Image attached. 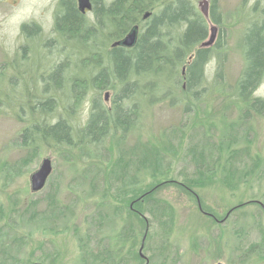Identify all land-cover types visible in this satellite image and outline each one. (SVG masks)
<instances>
[{
	"label": "rangeland",
	"instance_id": "rangeland-1",
	"mask_svg": "<svg viewBox=\"0 0 264 264\" xmlns=\"http://www.w3.org/2000/svg\"><path fill=\"white\" fill-rule=\"evenodd\" d=\"M60 1L0 0V264H264V114L242 118L245 105L233 92L250 9L264 0H214L219 22L210 47L224 57L222 77L214 85L207 68L208 89L189 111L178 90L181 101L172 105L169 96L144 102L135 129L93 146L59 144L66 132L43 125L62 119L75 142L91 102L110 107L118 87L96 73L112 28L100 37L93 14L83 18L95 36L82 50L41 15L23 24L27 31L21 26L12 54L3 44L13 5L26 15L54 3L56 22ZM192 1L199 12L201 0ZM58 66L59 86L46 85ZM73 78L82 83L70 99ZM254 96L264 99V76ZM47 99L53 106L43 111L38 104ZM44 158L52 171L33 193L29 178Z\"/></svg>",
	"mask_w": 264,
	"mask_h": 264
},
{
	"label": "trees",
	"instance_id": "trees-1",
	"mask_svg": "<svg viewBox=\"0 0 264 264\" xmlns=\"http://www.w3.org/2000/svg\"><path fill=\"white\" fill-rule=\"evenodd\" d=\"M212 3L209 18L212 23L218 24L214 0ZM59 8L60 14L54 27L58 37L82 50L92 49L95 32L89 31L81 17L76 14L73 1L61 0ZM250 11L254 15L252 14V21L244 28L241 41L243 68L233 86L235 98L245 105L242 118L264 114V99L254 96L264 76V4L258 8L255 3ZM145 12H149L151 16L141 27L134 48L108 51L105 68L96 75L105 85L109 86L111 82L118 87L110 107L103 109L93 100L84 126L76 132L78 136L75 137V142L69 135L71 129L62 119L47 127L43 125L49 131L66 132L62 133L64 136L53 135L52 139L56 137V142L93 146L100 144L111 134L133 130L139 125L142 103L146 102L147 105L155 99L169 96L172 105L181 101L174 94L177 90L186 97L183 111H189L192 104L198 103L208 89L209 83L205 76L207 68L209 71L211 68L214 70V85L221 80L224 57L214 49L217 45L214 48H199L206 39L207 26L192 0H114L108 5L100 0H93L92 25L100 29L99 36L104 34L103 30L112 28L107 34V39L111 41L121 38L128 28L138 24ZM27 27L23 25L22 30L27 31ZM86 36L88 39H85ZM212 60H215L213 64ZM60 68L58 66L51 72L46 85L59 86ZM81 83L75 78L69 81L73 88L68 98H77L75 93L80 90L77 86ZM43 90L45 93L46 88ZM152 91H158L159 95L150 97ZM38 106L45 111L48 106L51 109L53 102L47 99ZM41 139L50 140L46 135ZM238 207L240 206L236 208Z\"/></svg>",
	"mask_w": 264,
	"mask_h": 264
},
{
	"label": "clouds",
	"instance_id": "clouds-1",
	"mask_svg": "<svg viewBox=\"0 0 264 264\" xmlns=\"http://www.w3.org/2000/svg\"><path fill=\"white\" fill-rule=\"evenodd\" d=\"M19 5H13L4 15V48L12 54L21 38V26L24 23L35 20L37 16L43 15L47 21V28L50 30L55 24V4L51 2L44 3L38 7L33 6L26 15H21Z\"/></svg>",
	"mask_w": 264,
	"mask_h": 264
},
{
	"label": "water",
	"instance_id": "water-1",
	"mask_svg": "<svg viewBox=\"0 0 264 264\" xmlns=\"http://www.w3.org/2000/svg\"><path fill=\"white\" fill-rule=\"evenodd\" d=\"M78 6H79V9L81 11H83L84 9H89L90 8V1L89 0H78ZM199 10L201 12V14L207 18L208 16V13H207V0H201V2L199 3ZM149 16V13H145L143 15V18H147ZM136 31H137V28L134 27L133 29H131V31L125 35V37L114 43L112 46H117V45H120L122 47H126V48H130L132 47L134 44H135V41H136ZM215 27H211L210 28V36H209V39L206 41V42H203L202 43V46H209L210 44H212L213 40H214V35H215ZM51 172V162L48 158H45L41 161L38 169L31 174L30 178H29V184H30V191L31 192H38L40 191L49 174ZM141 250H142V244L140 246V249H139V255L141 257L142 254H141Z\"/></svg>",
	"mask_w": 264,
	"mask_h": 264
},
{
	"label": "flooded vegetation",
	"instance_id": "flooded-vegetation-1",
	"mask_svg": "<svg viewBox=\"0 0 264 264\" xmlns=\"http://www.w3.org/2000/svg\"><path fill=\"white\" fill-rule=\"evenodd\" d=\"M73 1V7L75 8V11H76V14L79 16V17H81V19L84 21V19L83 18H85V17H87L88 15H91V14H93V0H91V5H92V7L89 9V10H84V11H81L80 9H79V6H78V1L77 0H72ZM61 2V1H60ZM60 2H59V5H60ZM143 16V15H142ZM141 16V17H142ZM131 30V29H130ZM130 30H128L125 34H127ZM139 31H140V25H138V33H139ZM125 34H123V36L121 37V38H115L114 40H111L110 42H111V44H110V46H109V50L108 51H110V50H112V49H122V50H130V49H126V48H124V47H122V46H120V45H117V46H112L114 43H116V42H118V41H120L123 37H124V35ZM100 37H102V36H100ZM87 39H88V36H87ZM92 59L94 60V58H88V60H87V63H88V65H93V67L94 68H98V63L96 64V65H94L93 64V62H92ZM95 61H97V60H95ZM100 64V63H99ZM100 67H101V65H100ZM99 67V71H97V73H96V75L101 71V70H103L104 68H100ZM92 102H91V107H90V112H91V109H92ZM89 112V113H90ZM89 115V114H88Z\"/></svg>",
	"mask_w": 264,
	"mask_h": 264
}]
</instances>
